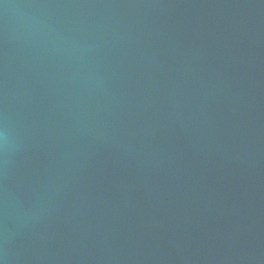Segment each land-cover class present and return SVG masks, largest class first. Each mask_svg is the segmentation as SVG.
<instances>
[{"label":"water","instance_id":"obj_1","mask_svg":"<svg viewBox=\"0 0 264 264\" xmlns=\"http://www.w3.org/2000/svg\"><path fill=\"white\" fill-rule=\"evenodd\" d=\"M0 264H264V0H0Z\"/></svg>","mask_w":264,"mask_h":264}]
</instances>
